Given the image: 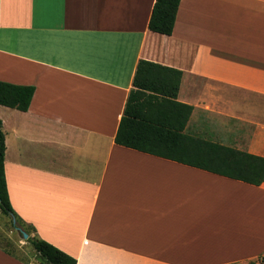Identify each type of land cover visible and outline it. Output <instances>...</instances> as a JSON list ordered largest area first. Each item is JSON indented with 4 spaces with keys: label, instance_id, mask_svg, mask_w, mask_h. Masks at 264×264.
I'll list each match as a JSON object with an SVG mask.
<instances>
[{
    "label": "crops",
    "instance_id": "1",
    "mask_svg": "<svg viewBox=\"0 0 264 264\" xmlns=\"http://www.w3.org/2000/svg\"><path fill=\"white\" fill-rule=\"evenodd\" d=\"M155 3L0 0V81L35 88L28 111L0 106L11 205L77 264L259 262L264 183L115 138L148 61L183 73L186 134L264 158V0H181L169 36Z\"/></svg>",
    "mask_w": 264,
    "mask_h": 264
},
{
    "label": "trees",
    "instance_id": "2",
    "mask_svg": "<svg viewBox=\"0 0 264 264\" xmlns=\"http://www.w3.org/2000/svg\"><path fill=\"white\" fill-rule=\"evenodd\" d=\"M181 0H156L149 29L172 35ZM183 73L148 61H140L124 109L115 142L118 145L199 168L251 185L264 183V158L238 151L185 133L193 107L178 101ZM35 93L31 86L0 81V106L28 111ZM5 135L0 119V210L11 217L14 229L29 236L40 264H77V260L37 236V230L14 211L5 174ZM13 217L17 221L14 225ZM21 237L22 236V233ZM5 251L13 254L10 251ZM264 264V256L259 262Z\"/></svg>",
    "mask_w": 264,
    "mask_h": 264
},
{
    "label": "rangeland",
    "instance_id": "3",
    "mask_svg": "<svg viewBox=\"0 0 264 264\" xmlns=\"http://www.w3.org/2000/svg\"><path fill=\"white\" fill-rule=\"evenodd\" d=\"M11 220V217L0 210V246L25 262H35L36 254L32 246L14 229Z\"/></svg>",
    "mask_w": 264,
    "mask_h": 264
},
{
    "label": "water",
    "instance_id": "4",
    "mask_svg": "<svg viewBox=\"0 0 264 264\" xmlns=\"http://www.w3.org/2000/svg\"><path fill=\"white\" fill-rule=\"evenodd\" d=\"M0 202H1V200H0ZM13 222H14V225H17V221H16L15 217H13ZM17 230L20 231V233H22L24 240H27L29 238L28 234L26 232H24L21 228H17Z\"/></svg>",
    "mask_w": 264,
    "mask_h": 264
}]
</instances>
